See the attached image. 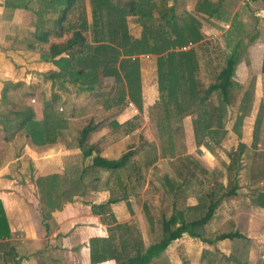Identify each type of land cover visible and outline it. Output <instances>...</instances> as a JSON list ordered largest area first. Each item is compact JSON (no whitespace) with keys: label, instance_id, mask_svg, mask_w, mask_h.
<instances>
[{"label":"trees","instance_id":"trees-1","mask_svg":"<svg viewBox=\"0 0 264 264\" xmlns=\"http://www.w3.org/2000/svg\"><path fill=\"white\" fill-rule=\"evenodd\" d=\"M83 2L84 0H3L2 6L3 15L4 12L10 13L16 8H21L30 10L37 16L31 39L48 44L46 58L50 59L57 68L56 72L48 73L47 77H64L67 82L79 83L81 88L88 91H92L101 78L112 77L119 85L123 82L124 86H122L125 88L124 91L119 90L114 100L120 104L126 95L129 102L139 111L142 109V96L138 61L133 56L154 55L157 90L155 105L158 108L155 126L160 134L166 136V140L162 139L163 142L160 140L161 154L164 151L170 157H175L177 154L174 151L173 139L178 138L175 136L176 131L180 128V121L184 115H193L191 121L196 136L195 142L212 151V144H218L226 132L224 124L228 108L235 106L230 130L240 137L242 120L249 111L250 98L248 90H242L241 84L234 80L239 49L243 46L240 36H232L233 42L225 43L227 52L223 56L222 64L208 84L202 88L196 78L199 68L196 53L192 47L181 49L189 42H197L202 38L200 22L196 14L218 18L219 2L196 0L193 12L182 10L177 14L174 3L167 4L165 0H88L89 21L83 10ZM45 15L49 16L44 17ZM129 16L141 26L137 37L127 31L126 21ZM47 20H50L49 26ZM114 64H117V67ZM260 72L264 73V48L261 54ZM21 85L22 83L5 81L0 92V102L3 105L7 102L11 103L10 89ZM24 95L31 93L27 92ZM210 96L213 97L214 102L210 100ZM15 100L13 108L1 116L0 128L5 138L10 139L20 134L37 146L65 140L64 137L68 134L66 131L69 124L68 117L73 116L74 113L72 109H68V115L57 111L53 106L58 103L57 93H51L49 98H45L44 94L41 96L42 107L39 119H35L34 109L23 100V96ZM260 115L261 105L253 122L252 140L249 146L252 149L257 138ZM100 124L94 122L91 117L87 118L74 139V147L80 149L83 158L90 157V159L69 183L71 186H75V183L84 186L89 181H100L102 189L108 191L107 200L90 204V209L100 218H103L107 212L109 220L106 221L113 224L108 227L107 243L115 264H148L169 242L182 233L195 236L194 229L202 226L210 218L218 202L223 197L235 193L237 186L234 182L229 183L226 190L218 194L214 190H208L205 192V210L198 217L188 219L186 212L191 208L184 206V199L175 198L176 192L181 190L184 178L180 182H175L176 187L167 178L169 193L174 197L169 208L170 214H166L163 210L159 212L155 239L144 246L138 233H136L138 238L130 233L127 223L119 224L114 221L108 205L119 200H124L128 204L125 183L121 181L118 170H125L128 183L131 182V178L134 182L143 183L144 171L155 160L154 146H150V154L140 155V150L147 144L142 141L137 145H128L126 150L115 158L102 156L96 143L87 141ZM245 146L244 143L237 145L238 153ZM231 163L226 169L229 173L233 172L232 179L235 170L230 171ZM263 168L264 166L261 165L259 171H255L251 177L253 179L256 176L264 177ZM99 171L106 172L103 179L98 176ZM92 172L95 174L93 175ZM185 180L187 181L186 178ZM50 185L53 186L52 180ZM218 185L215 183V187ZM118 188V195H114V189ZM51 191L52 188L44 192L46 197ZM63 193V190L57 193L56 199ZM253 200L264 207V186L255 194ZM47 204L51 211L56 208L58 201L47 198ZM236 235V232H221L215 235L213 240L231 239ZM9 237V227L0 202V248L3 245L8 246L7 249L11 248L8 244Z\"/></svg>","mask_w":264,"mask_h":264},{"label":"rangeland","instance_id":"rangeland-1","mask_svg":"<svg viewBox=\"0 0 264 264\" xmlns=\"http://www.w3.org/2000/svg\"><path fill=\"white\" fill-rule=\"evenodd\" d=\"M165 1L167 4L174 3L177 14L182 10L193 12L196 2V0ZM218 1L220 5L222 4L224 7V9H221L222 11L219 8L220 16L218 17V21L214 20V22H210V25L207 22V16L196 14L200 22V31L202 33L201 40L192 42L190 45L196 53L199 64L196 78L201 88L206 86L212 79V75L223 62V56L227 52L225 43L227 41L232 43V36H240L243 46H240L239 49V61L235 67L234 80L241 84L242 90H248L250 98L248 102L249 111L242 121L240 137H237L230 130L235 106L229 107L224 124L226 132L218 144H212V151L207 150L200 143L195 142L196 136L191 121L193 115H184L180 121L181 126L176 131L175 136L178 138L173 139L175 144L174 151L177 155L175 157H170L165 151L162 154L160 153L161 141L163 142L162 139L166 140V136L160 134L155 126V119L158 117V108L157 105H155L157 99L151 106L145 104V101L151 103L154 95L157 98L154 55L140 54L133 56L138 61V73L143 86V88H141L140 82V90L143 92L145 101L143 103L142 100V111L137 110L130 119H126V114L117 117L121 124H118L113 119H115L117 112L120 110H125L124 113H127V110L124 109L125 107L122 105H127L129 102L128 97L125 95L120 104L114 100L119 94L120 89L123 91L125 90L123 82H121L122 86L115 82L112 77H103L95 84L92 91H88L81 88L79 83L74 84L65 80L61 82V79L58 77H47L51 70H43V68H40L39 70L31 71L34 61L29 58L28 54H25L23 57L13 53L6 55L4 60L6 62L8 61L9 64H4V70L7 72L6 74L8 77H13L11 69H16L21 75L22 73L30 71V78L27 79V77H25V80L22 81H11V83H22V85L10 89L11 92L9 93L10 96H12V102H7V104L4 105L3 108L6 111L13 108L16 102L15 99L21 96H23V100L31 105L32 108L39 110V108L42 107L41 96L44 94L45 98H49L51 93L58 94V103L53 104V106L60 113L68 115V109H72V105H75L77 108L75 119L68 120L69 124L66 129L68 134L65 135V140H63L66 141L67 151H64V153L62 149L52 146L49 152L50 154L45 153L47 159L45 165H48V167L43 170L44 164L42 162L39 163L42 172H52L46 176L39 177L42 179L41 181L44 180V188L50 185L51 180L53 181V186H50L52 191L47 194V197L46 193L44 194V192L42 193L41 191L37 192L39 194L37 201L40 202L38 205L41 204V206H39L41 208L37 207L40 216L43 211V215L46 217L51 211L53 212L55 210L62 215L69 214L74 209L70 206L76 205L72 204V202L77 201L82 204L87 202L98 203L108 198V192L95 191V189H97L96 185L101 183L99 181H89L84 186L79 183H75V186H71L69 183L72 177L78 174L80 168L89 163L90 157L83 158L80 149L74 147L73 144L74 139L78 136L79 130L88 117H92L94 121L101 120V126L96 131L92 132L87 140L88 143L95 142L97 144V148L100 149L99 152L101 155L117 157L126 150L129 144L137 145L142 141H146L147 144L140 150V155L143 153L150 154V146H154L153 154L155 160H153L150 166L144 171L143 183L134 182L132 178L131 182L128 183L125 178V170H118L120 179L125 183L128 204H126L124 200H119L108 205V210L112 212L114 221L119 224L127 223L130 233L137 238L138 235H141V237H139L146 246L152 242V233L150 234L149 230L155 234V229H157L159 212L163 210L166 214H170L169 208L174 197L169 193L167 186L169 181H172L171 183L174 185L176 181L180 182L184 178V183L180 187L181 190L176 192L175 198L178 200L184 199V205L185 203L186 205L189 203H196V208L186 212L187 216L190 218L198 217L205 210V192L208 190H214L218 194L224 191L231 182L236 184L242 198L245 196L248 198L247 194L252 191L253 193H255V191L257 193L259 190H262L264 186V177L256 176L253 179L251 175L254 174L255 171H259L258 169L261 168V165L264 166V74L260 72V66H257V58L260 60L264 48V20L262 19V21H259L260 18L253 15L255 5L261 6L264 1L258 0L257 2L248 3L244 0L242 3V0ZM2 2L3 1L0 0V7L3 8ZM234 9L244 14L236 18L239 19L238 21L240 23H238L236 19H232L234 17L232 14V11H235ZM83 10L89 21L90 6L88 0H84ZM16 21L14 23H16L15 25L18 29L15 28V30H10L13 31L10 34V36L13 37L18 35L16 34L17 31H20V33L23 31L22 25L27 26L28 23V20L22 21V23L21 21ZM225 24L228 25V27H226ZM47 25H50V20H47ZM126 25L130 35L134 37L139 36L141 26L135 23L130 16L127 17ZM14 43L15 46L13 47H17L19 50L25 46V42L22 39L21 41L20 39H15L12 42L10 40L3 42L4 46L9 47ZM21 45L23 47H20ZM27 61H30V63ZM114 66L117 67V64H114ZM1 76L0 74V77ZM32 78L39 81L38 84L40 83V85L33 86L35 82L31 83ZM26 82H30L31 84L26 86ZM27 92H30L31 95H24V93ZM210 100L214 102L211 96ZM131 105L133 108L135 107L134 104L131 103ZM260 105V124L255 146L254 149H252L249 148L252 140V127ZM79 107L83 109H79L82 113L78 110ZM120 107L122 108L120 109ZM37 114L39 116L38 111ZM98 122L100 123V121ZM108 139H112L114 143H109ZM240 143H244L247 146L238 153L237 145ZM43 148L47 147L43 146ZM187 151H189L190 155L185 154ZM61 152L64 154H61ZM230 163L232 167L230 171L235 170L232 179L231 174L233 172L229 173L226 169V166ZM92 174L94 175L95 173L92 172ZM98 176L100 179H103L106 176V172L100 171L98 172ZM49 177H52V179L50 180ZM215 183L219 185L215 187ZM132 186H134V188ZM174 186L176 187V185ZM62 190L64 193L59 195L56 199L55 196ZM118 193L119 188L117 190L114 189L113 194L118 195ZM252 197L255 198V194H253V196L251 195L248 199ZM47 198L58 201L56 208L51 211L48 209ZM69 203H71V205H69ZM63 210H65L64 214ZM231 212L233 211L231 210ZM88 213L101 223L102 230L104 231L103 233L107 236L108 241V227L113 224L106 221L109 220L107 212L103 218H100L97 214L91 213L90 209ZM79 225L83 226L82 224ZM226 226L229 227L230 225L222 224L219 216L214 215L209 223L204 225L202 235L210 237L211 235L227 230ZM254 226L255 225H253V227ZM258 229L259 227L257 226L255 230ZM261 232L262 230H260V233ZM136 233H138V235H136ZM252 261L254 262L255 259L253 258Z\"/></svg>","mask_w":264,"mask_h":264},{"label":"crops","instance_id":"crops-1","mask_svg":"<svg viewBox=\"0 0 264 264\" xmlns=\"http://www.w3.org/2000/svg\"><path fill=\"white\" fill-rule=\"evenodd\" d=\"M211 1L219 2L218 0ZM244 1L248 3L257 2L258 0ZM218 4L220 10L224 9L222 4L220 5V2ZM234 10L232 11L234 16L232 19H236L239 15H244L242 12L239 13L237 9ZM253 15L259 17V21L264 20V3L261 6L255 5ZM48 16L45 15L44 17ZM206 19L209 24L210 22H214V20H219L215 17H207ZM14 20H17L16 22L21 21V23L22 21L28 20V23L26 22L27 26L20 25L23 28L22 32L24 34L22 32L20 33V31H17L18 33L14 31L18 35H15L16 37L10 36L13 32L10 30H15L16 28ZM36 20L37 16L30 10L16 8L10 13L4 12L3 15V8L0 7V74L2 75L0 77V92L5 81L15 82L25 80V77L27 79L30 78L29 70V72L22 73L21 75L16 69H11L13 77H8L7 72L4 70V64H9V62H6L4 58L9 53L21 57L28 54L29 58L34 61L31 71H36L40 68H43V70H51V72L57 71V68L51 63L50 59L46 58L45 52H47L48 44L31 39L36 26ZM236 20L240 23L238 21L239 19ZM15 39H20V41L22 39L25 42L24 48H20L19 50L17 47H13L15 43L11 47L4 46V41L10 40L12 42ZM20 47L23 46L21 45ZM260 61L261 58L260 60L257 58L258 67L260 66ZM27 62L30 63V61ZM58 78L61 79V82L64 80V77ZM33 82H35L33 86L40 85V83L38 84L39 81L34 78L31 80V83ZM140 82L141 88H143L142 80ZM31 83L26 82L25 84L28 86ZM141 94L144 103L143 92ZM156 99L154 95L152 102L145 101V104L151 106ZM122 106L125 107L124 109L127 110V113H124L125 110L117 112V116L113 120L118 124L121 123L117 117L126 114V119H130L134 112L137 111L135 107H132L131 102ZM3 107L4 105H1L0 102V127L2 123L1 116L8 112ZM71 107L74 115L68 117L69 120L75 119V115H77L75 105ZM104 107L107 108L106 106ZM33 109L35 119H39L41 117L40 108L39 110ZM79 109L83 110L80 107ZM81 110L79 111L82 113ZM37 111L39 112V116ZM98 121L101 123V120ZM98 121L95 120L94 122ZM108 141L109 143L113 142L112 139H108ZM66 145V141L60 140L55 143L36 146L20 134H16L12 138L7 139L0 128V202L9 227L10 237L8 244L11 246L9 249L5 245L0 248V264H115L111 249L107 243V236L103 233L101 223L88 213L90 204L97 203L87 202L82 204L77 201L72 202V204L76 205L70 206L74 208L71 213L64 214L65 210H63L64 215H62L55 210L53 212L51 211L46 217L43 215L44 211L42 213L43 216H40L39 209H37V207L41 208L39 207L41 204L38 205L40 202L37 201L39 195L37 192L51 190V185L44 188V180L41 181L42 179L39 177L52 173L42 172L39 163L42 162L44 164V170L48 167V165H45L47 161L45 153L50 154L49 152L52 146L62 149V152H66L68 149ZM43 146L47 148H43ZM62 152L61 154L65 153ZM185 154L190 155L189 151ZM102 156L107 157L106 155ZM96 186L97 189L95 191L108 192L102 189L100 184ZM240 194L238 187H236L233 195L223 197L214 208L210 218L205 222V224L209 223L214 215L219 216L222 224L230 225L229 227L226 226L227 230L223 232H236V236L231 239L213 240L214 236L218 233L210 237L202 235V230L205 225L203 224L197 230L194 229L195 236L184 232L178 238L169 242L148 264H264V207L256 204L253 197L248 199L251 195L256 194V191L255 193L253 191L248 193V198L246 196L242 198ZM106 200L98 203L105 202ZM184 206H188L193 210L197 205L196 203H189L187 205L185 203ZM187 218L190 219L188 216ZM253 225L255 226L253 227ZM257 226L259 229L255 230ZM260 230H262L261 233ZM149 233H152L151 239L153 242L157 232L155 231V234H153L149 230ZM253 258L255 259L254 262L252 261Z\"/></svg>","mask_w":264,"mask_h":264},{"label":"built area","instance_id":"built-area-1","mask_svg":"<svg viewBox=\"0 0 264 264\" xmlns=\"http://www.w3.org/2000/svg\"><path fill=\"white\" fill-rule=\"evenodd\" d=\"M190 45H191V43L189 42L187 45L182 46L181 49H182V50H185V49L189 48ZM59 109H60V108H59Z\"/></svg>","mask_w":264,"mask_h":264}]
</instances>
